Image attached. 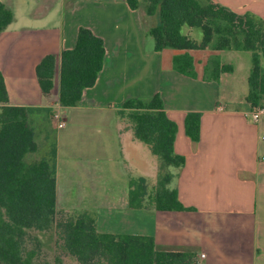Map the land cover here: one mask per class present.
Listing matches in <instances>:
<instances>
[{"label":"crops","instance_id":"obj_1","mask_svg":"<svg viewBox=\"0 0 264 264\" xmlns=\"http://www.w3.org/2000/svg\"><path fill=\"white\" fill-rule=\"evenodd\" d=\"M212 1L264 20V0ZM0 2L12 12L0 32L8 104L32 109L29 123L37 118L50 130L56 208L90 211L98 232L152 236L157 250L192 252L199 264H264V116L253 123L245 100L250 52L188 50L196 73L190 78L172 68V57L183 51L152 50L147 30L156 17L129 8L126 0ZM80 26L103 40V67L77 105L63 106L60 53L73 48ZM47 54L55 56V68L53 86L44 93L35 67ZM212 55L232 67L216 82L202 79ZM155 93L177 126L173 148L185 163L175 183L179 201L193 210L135 209L128 203L129 178L155 182L159 160L116 112L127 98ZM187 112L201 114L196 144L184 131Z\"/></svg>","mask_w":264,"mask_h":264},{"label":"trees","instance_id":"obj_2","mask_svg":"<svg viewBox=\"0 0 264 264\" xmlns=\"http://www.w3.org/2000/svg\"><path fill=\"white\" fill-rule=\"evenodd\" d=\"M129 8H141L155 16L147 30L152 50L171 48L183 51L172 57V68L179 74L196 78L192 49L239 50L251 54L247 76L246 102L256 107L264 96V20L247 12L237 14L212 0H126ZM12 12L0 2V32L11 22ZM183 26L200 31V39L185 35ZM103 40L88 28L77 30L73 48L62 50L59 67L58 99L63 106H75L84 89L92 87L103 67ZM55 56L47 54L35 67L39 86L44 93L53 86ZM232 70L220 63L216 55L208 58L203 69L204 81H218L222 72ZM32 109L8 104L0 74V264H34L36 250L30 241L39 239L31 231L52 228L55 206L54 148L48 157L26 162L37 151L34 130L28 114ZM128 123L133 137L147 146L159 160L154 186L148 188L144 177H130L128 203L131 208L159 211H189L178 198L176 179L185 163L173 142L177 131L174 121L164 110L158 93L149 98H127L117 110ZM199 112H187L184 131L193 144L199 140ZM56 223L59 248L79 264L97 260L103 264H199L195 253L162 251L155 248L152 236L98 232L93 214L87 210L64 211ZM54 264H63L56 256Z\"/></svg>","mask_w":264,"mask_h":264},{"label":"rangeland","instance_id":"obj_3","mask_svg":"<svg viewBox=\"0 0 264 264\" xmlns=\"http://www.w3.org/2000/svg\"><path fill=\"white\" fill-rule=\"evenodd\" d=\"M199 3H203V0H198ZM182 32L185 35H188L192 38L199 39L200 38V31L196 28H189L187 26H183ZM258 108H264V96L261 98L259 104L256 106ZM264 114V113H262ZM264 115H262L263 117ZM30 124H33V127L36 129V136L40 145L39 152L29 153L25 157L26 162H31L40 158L41 155L46 153L48 155V149H50V142L52 141L50 130L41 120L37 118L31 119ZM47 133V134H46ZM47 136V139H44V136ZM44 139V140H43ZM157 178V176H156ZM156 182V180H155ZM153 180L148 184V188H152L155 184ZM56 213L54 216V223L52 228L46 231L38 232V231H31L32 236H36L39 239V245H36V241H30L29 247L34 248L36 250V257L34 259V264H54L55 257L61 256L63 260V264H79L75 258L70 255L63 254L59 248V238L57 237V230H56V223L63 217V213L61 209L56 208ZM89 264H103L98 262L97 260L91 261Z\"/></svg>","mask_w":264,"mask_h":264},{"label":"built area","instance_id":"obj_4","mask_svg":"<svg viewBox=\"0 0 264 264\" xmlns=\"http://www.w3.org/2000/svg\"><path fill=\"white\" fill-rule=\"evenodd\" d=\"M264 113V108H258V107H252L250 112H249V116H250V119L253 123H257L259 121V118L264 115L262 114ZM54 116L58 119V124L57 126L58 127H62L63 126V121H61V117L58 116V114H54ZM262 139H264V135L262 136Z\"/></svg>","mask_w":264,"mask_h":264}]
</instances>
